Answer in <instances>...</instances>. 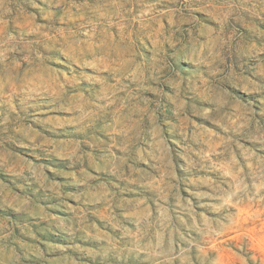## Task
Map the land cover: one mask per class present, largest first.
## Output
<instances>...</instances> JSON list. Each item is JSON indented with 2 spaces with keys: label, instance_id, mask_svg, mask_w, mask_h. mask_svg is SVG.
Returning <instances> with one entry per match:
<instances>
[{
  "label": "clouds",
  "instance_id": "obj_1",
  "mask_svg": "<svg viewBox=\"0 0 264 264\" xmlns=\"http://www.w3.org/2000/svg\"><path fill=\"white\" fill-rule=\"evenodd\" d=\"M0 264H264V0H0Z\"/></svg>",
  "mask_w": 264,
  "mask_h": 264
}]
</instances>
